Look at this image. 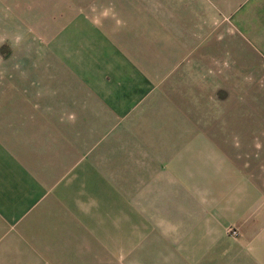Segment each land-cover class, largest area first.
I'll return each instance as SVG.
<instances>
[{"label":"rangeland","instance_id":"rangeland-1","mask_svg":"<svg viewBox=\"0 0 264 264\" xmlns=\"http://www.w3.org/2000/svg\"><path fill=\"white\" fill-rule=\"evenodd\" d=\"M116 8L136 16L146 10L189 52H168L145 69L130 59L133 52L81 33V24H99ZM17 10L15 22L0 10V24L9 26L0 32V100H17L38 132L29 141L36 169L0 142V218L10 230L50 196L80 223L89 209L109 217L128 200L147 211L198 217L212 215L217 202L264 199V0H36ZM129 27V36L141 35L140 25ZM121 34L111 27V36ZM170 88L177 102L168 98ZM6 120L4 142L16 133ZM169 125L220 150L217 169L185 164L175 176L154 172L147 187L127 188V198L103 169L113 173L125 154L147 152V136ZM159 222L171 226L170 219ZM224 231L230 242L242 237L234 222Z\"/></svg>","mask_w":264,"mask_h":264},{"label":"crops","instance_id":"crops-1","mask_svg":"<svg viewBox=\"0 0 264 264\" xmlns=\"http://www.w3.org/2000/svg\"><path fill=\"white\" fill-rule=\"evenodd\" d=\"M25 1L36 3V0H0L2 16L5 13L15 22L17 5ZM105 3H98L97 9H103ZM109 12L113 17H106L99 24L92 23L91 27L81 24V33L89 37H103L116 48L133 52L129 57L140 68L156 67L165 61L168 52H176L177 58L180 53L190 50V46H184L183 38L174 36L146 10L140 16L118 8ZM177 24L182 28L185 21ZM129 25H140L141 35L129 36L134 30ZM112 26L122 28V34L111 36ZM5 27L9 28L0 24V32ZM156 31L161 33L156 37L147 36ZM172 63H166L167 68ZM167 93L170 100L177 102V90L170 88ZM16 101L0 100V126L7 119L9 127L16 131L7 134L8 142L1 138L0 142L17 159L27 163L26 169H36V149L29 141L38 130L26 124L28 118ZM146 144L149 146L147 152L125 154L128 160L120 163L117 169L115 157L111 159L116 169L113 173L108 168L103 169L114 184L126 189L127 198L130 195L127 188L147 187L145 182L151 173L163 172L175 176L180 165L185 164L197 165V171L209 173L217 169L224 156L220 150L213 149L211 144L205 146L195 136L181 135L172 125L147 136ZM158 145H162L161 150ZM179 150L182 151L179 153ZM116 172L122 174L118 175V182ZM156 175L160 182L166 179L162 174ZM128 202L123 203V210L113 212L109 217L89 209L80 223L50 196L32 212L20 216L12 230L8 222L0 218V264H264V239H256L259 235L264 238V199L256 197L244 203V199L236 198L235 202L213 203L216 207L212 215L203 211L198 213V217L147 211L141 205L133 207L132 201ZM164 219L171 220L169 229L159 222ZM229 222L241 227L242 237L237 242H230L225 235L224 227Z\"/></svg>","mask_w":264,"mask_h":264},{"label":"clouds","instance_id":"clouds-1","mask_svg":"<svg viewBox=\"0 0 264 264\" xmlns=\"http://www.w3.org/2000/svg\"><path fill=\"white\" fill-rule=\"evenodd\" d=\"M17 42H19V39H18V41Z\"/></svg>","mask_w":264,"mask_h":264}]
</instances>
